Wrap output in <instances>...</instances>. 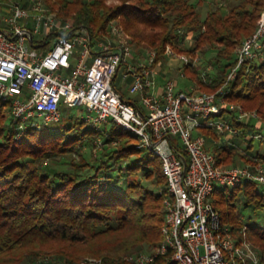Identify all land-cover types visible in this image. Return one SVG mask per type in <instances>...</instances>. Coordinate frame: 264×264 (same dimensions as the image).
<instances>
[{
  "label": "trees",
  "instance_id": "16d2710c",
  "mask_svg": "<svg viewBox=\"0 0 264 264\" xmlns=\"http://www.w3.org/2000/svg\"><path fill=\"white\" fill-rule=\"evenodd\" d=\"M119 1L115 5L106 0L44 3L50 10L57 8L63 19L71 16L73 28L86 27L93 37L102 36L109 21L117 19L136 43L156 49L155 62L165 56L167 45L192 57L209 47L213 51L209 63L215 71H207L206 79L193 60L182 66L190 81L208 91L225 83L236 63V45L255 30L264 6V0H218L202 16L199 4L204 0ZM59 33L45 36L46 43ZM187 36H194L189 44L184 42ZM41 45L35 40L34 46ZM226 86L228 103L255 108L264 120V54L241 64ZM122 97L126 99L123 91ZM11 105V99L0 98V264H79L88 256L102 264H135L125 254L161 244L168 181L160 157L138 147L136 134L112 118L102 127H92L85 119L56 131L33 122L21 126L11 114ZM228 118L240 128L230 140L217 142L219 136L208 124L198 128L213 142L210 149L217 163L264 159V125L238 121L233 115ZM97 136L101 140L93 143ZM85 144L92 151L99 149L88 158L80 152ZM57 156H70L69 165L56 166L52 159ZM211 200L221 226L229 229L237 244L250 241L261 263L264 223L245 221L239 205L264 210V186L252 180L238 186L216 185ZM169 256L158 254L152 264H176Z\"/></svg>",
  "mask_w": 264,
  "mask_h": 264
},
{
  "label": "built area",
  "instance_id": "2783aa9c",
  "mask_svg": "<svg viewBox=\"0 0 264 264\" xmlns=\"http://www.w3.org/2000/svg\"><path fill=\"white\" fill-rule=\"evenodd\" d=\"M54 31L61 33L46 43L44 37ZM110 33L93 37L86 27L73 28L70 20L50 12L42 0L17 1L0 27V98L11 99V114L21 126L33 117L60 121L61 103L84 105L86 121L98 126L112 118L138 136V147L160 157L168 181L163 241L153 252L126 256L128 261L152 264L158 254L170 253L176 264H258L250 243L237 244L221 226L211 194L216 185L238 186L246 180L264 186V160L224 167L196 130L208 124L222 135L238 134L240 128L224 114L238 121L247 120L248 114L259 116L226 102L225 95L240 65L264 54V6L255 30L238 46L225 83L214 92L180 89L171 79L165 80L161 94L154 91L156 50L133 56L131 43L116 26ZM35 40L44 45L34 46ZM166 54L190 60L171 45ZM118 78H130L127 90L142 94L139 103L122 97ZM84 263L102 264L93 258Z\"/></svg>",
  "mask_w": 264,
  "mask_h": 264
},
{
  "label": "rangeland",
  "instance_id": "374dc122",
  "mask_svg": "<svg viewBox=\"0 0 264 264\" xmlns=\"http://www.w3.org/2000/svg\"><path fill=\"white\" fill-rule=\"evenodd\" d=\"M17 1L20 0H0V27L5 26L6 25V21H5V17L7 15H9V8L11 5H13L14 3H16ZM25 0H21L20 3H24ZM43 2L45 0H42ZM205 2L200 3L199 4V9L201 11V15L204 16L206 14V12L208 11V9L211 6H215L217 4L218 0H204ZM107 4H111V5H115L118 4L120 1L119 0H106ZM50 12H53L54 14L57 15V17L59 18H63L62 15L58 14L57 8L54 10H50V8H48ZM66 19L70 20L71 22L73 21V18L71 16H67ZM111 26H116L117 29L120 30V32L127 38L128 42L131 43V46L133 48V56H135L137 53L139 55H141L146 49H155L151 46L146 45L145 43H136L133 38L132 35L130 33H128L124 27L122 26V24H120V22L117 19H113L111 21H109V23L106 25L105 30H103L104 32H101V35H103V33L109 34L110 33V28ZM194 39V36H187V39L184 41L185 44H189L192 40ZM240 45V43H238L235 47L234 50V54L236 55V50L238 48V46ZM156 50V49H155ZM177 52V51H176ZM179 53H184L186 54L190 60H195L196 59V64L200 66L201 71L204 72V78L206 79V72L208 71H215V66L212 63H209V60H211L213 51L209 48L206 47L205 49H201L194 57H192L191 55H189L186 52H179ZM165 56L160 58L157 62H155L153 64V66H155V69L157 70V74H161L160 77L158 76L155 77V85L156 83L160 82L162 80V77L164 79V81L166 79H171L175 82L176 86L179 88L180 86L187 91H192V92H200V91H207V92H214V91H208V90H204L201 89L200 87H198V84H194L192 81H190L187 77H186V73L183 69V63L184 61L179 59L177 56L174 55H168L166 54L165 51ZM122 69H124V67H122ZM157 78V79H156ZM208 80V79H207ZM130 81V78L126 80H122L120 78H118V82L120 84L121 89L123 90V92L125 93V97L126 99H130L132 101H136L137 103L140 102L141 98H142V94L140 93H135V94H130L127 90L128 87V82ZM216 91V90H215ZM226 100V98H225ZM227 102V101H226ZM233 103L235 105H237L238 107L241 106L243 111H246L248 113H253V112H257L258 110L255 108H245L241 103L238 102H230ZM60 109L62 112V118L60 121H51L48 123H45L43 121V119L41 117H33L31 118L28 122H33L34 124H40V125H45L48 129L56 131V130H60L63 126L71 124L72 122H74V120H81L86 118L89 115L88 110L86 109V107L84 105H75V106H67L64 103L60 104ZM233 113V112H232ZM231 113V114H232ZM259 114V113H258ZM226 118H228V116H226ZM248 118L247 120H245L244 122H253L256 124V126H260V125H264V120L261 117V115L259 114L258 117H250V114L247 115ZM86 122V121H85ZM88 125L92 126V127H96V125L89 123L88 121L86 122ZM104 124V122H102L99 126L102 127V125ZM120 125V124H119ZM123 127V126H122ZM239 127V126H237ZM126 129V128H125ZM199 130V129H197ZM216 131V130H215ZM197 132V131H196ZM198 133L202 134L201 132L198 131ZM216 133L218 134L219 138H217V142H223L224 138H222V134L218 133L216 131ZM203 135V134H202ZM224 135V134H223ZM206 138V142H207V147L211 148V146L213 147V142L210 140V138L206 137L205 135H203ZM101 136H97L95 137L93 140V143H99L98 140H101ZM178 137H176L175 141L177 142ZM238 141V140H237ZM91 145L89 144H85V146H82L80 148V152L83 153L86 157H90L91 156V152H96L99 149V146H97L96 149H94L92 151L91 149ZM258 147V141H255V148L256 149ZM243 152L247 153V151L243 150ZM58 158V159H56ZM55 159H52V162L58 166V167H67L69 165V159L70 156H57ZM258 160H264L261 158H256L252 161H244L241 158H238V161H236V163L231 164V165H226L224 167H230V166H234V165H240V166H246V165H251V164H255V161ZM144 183L149 184L150 186H152L154 184V180H143ZM239 208L242 211L243 214V219L248 222H260V223H264V210L261 211H254L252 207H242V204L239 205ZM248 241V240H247ZM250 243V241H248ZM250 246L254 249V251L259 255V251L257 248H255L251 243ZM155 249V247H150L148 245H145L143 250H137L133 253H127L125 254V256H128L130 254H137V253H148V252H153ZM91 258L93 259H99L93 256H88L86 258H84L83 260L80 261L79 264H83L84 262L90 260ZM260 258V256H259ZM54 259V258H52ZM61 263L60 261H57L56 264ZM86 264V263H84ZM258 264H264V260L260 263V261L258 262Z\"/></svg>",
  "mask_w": 264,
  "mask_h": 264
},
{
  "label": "crops",
  "instance_id": "0c3cea01",
  "mask_svg": "<svg viewBox=\"0 0 264 264\" xmlns=\"http://www.w3.org/2000/svg\"><path fill=\"white\" fill-rule=\"evenodd\" d=\"M9 13H10V8H9ZM8 16V15H7ZM6 16V17H7ZM6 17L4 18L5 19V21H6ZM160 75L161 74H158L156 77L158 78V76L160 77ZM156 78V79H157ZM164 79H163V77H162V80L158 83H156V85H155V87H154V91H156V92H158V93H162V91H163V85H164ZM178 88V87H177ZM180 89H183L181 86L179 87ZM123 91V90H122ZM224 116L226 117V116H229V115H227V114H224ZM253 123V122H252ZM197 132L199 131V130H196ZM222 138H224V140H227V138L230 140V139H232V138H234V135L233 134H231V133H227V134H224V135H222L221 136Z\"/></svg>",
  "mask_w": 264,
  "mask_h": 264
},
{
  "label": "water",
  "instance_id": "95a60500",
  "mask_svg": "<svg viewBox=\"0 0 264 264\" xmlns=\"http://www.w3.org/2000/svg\"><path fill=\"white\" fill-rule=\"evenodd\" d=\"M182 159L184 160V162L186 163V157L184 155L181 154Z\"/></svg>",
  "mask_w": 264,
  "mask_h": 264
}]
</instances>
